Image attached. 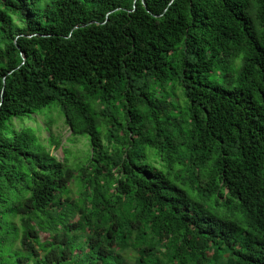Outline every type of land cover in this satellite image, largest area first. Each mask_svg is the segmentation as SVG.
I'll return each mask as SVG.
<instances>
[{
    "label": "trees",
    "instance_id": "16d2710c",
    "mask_svg": "<svg viewBox=\"0 0 264 264\" xmlns=\"http://www.w3.org/2000/svg\"><path fill=\"white\" fill-rule=\"evenodd\" d=\"M0 264H264V0H0Z\"/></svg>",
    "mask_w": 264,
    "mask_h": 264
},
{
    "label": "rangeland",
    "instance_id": "374dc122",
    "mask_svg": "<svg viewBox=\"0 0 264 264\" xmlns=\"http://www.w3.org/2000/svg\"><path fill=\"white\" fill-rule=\"evenodd\" d=\"M57 107L60 109L58 104L53 103L43 110L45 113H38L39 115H35L36 117L33 116L32 119L27 118L24 123H20L19 120H15L13 126L18 129H21V127L24 126H30L36 131L37 135L39 129L41 128L39 136L41 141L44 144H47L48 149L58 157L62 158L64 156H68V163L71 166L78 167L82 162H84V160H86L88 154H90L91 148L89 138L87 135L72 136L68 125L64 121L63 113L61 112L60 114ZM48 120H53L49 125L50 131L43 129L47 125ZM52 136H54L55 140H59L64 144L65 153L62 148H57L47 142L48 139L50 140V138H52ZM73 188L76 190L75 185H73Z\"/></svg>",
    "mask_w": 264,
    "mask_h": 264
}]
</instances>
